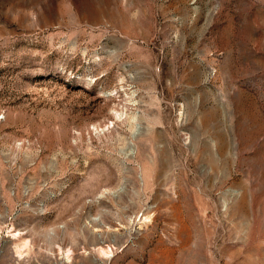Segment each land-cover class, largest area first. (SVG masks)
<instances>
[{
    "label": "rangeland",
    "instance_id": "obj_1",
    "mask_svg": "<svg viewBox=\"0 0 264 264\" xmlns=\"http://www.w3.org/2000/svg\"><path fill=\"white\" fill-rule=\"evenodd\" d=\"M0 264H264V0H0Z\"/></svg>",
    "mask_w": 264,
    "mask_h": 264
}]
</instances>
